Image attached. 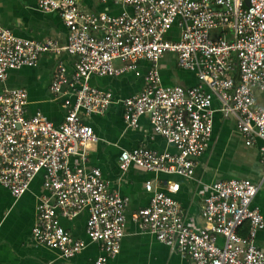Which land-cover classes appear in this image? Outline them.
Here are the masks:
<instances>
[{
  "label": "built area",
  "instance_id": "built-area-1",
  "mask_svg": "<svg viewBox=\"0 0 264 264\" xmlns=\"http://www.w3.org/2000/svg\"><path fill=\"white\" fill-rule=\"evenodd\" d=\"M36 1L40 12L60 16L66 44L18 38L0 25V81L11 70L33 68L43 53L65 52L76 61L73 96L64 99L57 126L39 110L25 116L28 97L23 89L0 91V185L18 199L43 174L44 194L31 230L34 243L57 250L64 259L79 254L85 242L72 238L59 218L73 219L86 210V237L101 251L94 264H105L119 253L129 199L108 190L98 168L86 166L88 147L98 137L83 119L102 115L113 100L110 91L90 85L92 76H139L140 62H147L144 87L122 101V117L127 128L136 129L147 116L152 133L176 150H123L118 156L120 172L136 167L193 179L197 160L209 146L216 111L232 117L246 146L258 148L264 170V105L255 99L257 91L264 95V0H97L132 10L116 16L84 12L79 0ZM174 27L178 38L169 40ZM166 53L176 56L180 69L196 76V86L162 84L158 62ZM66 83V68L59 62L50 89L59 93ZM261 183L229 179L208 185L199 214L204 226L194 230L185 224L175 197L180 183L169 181L158 189L146 181L149 204L131 217L140 231L187 264H264V252L255 245L264 219L253 205ZM245 224L246 234L240 235Z\"/></svg>",
  "mask_w": 264,
  "mask_h": 264
},
{
  "label": "crops",
  "instance_id": "crops-1",
  "mask_svg": "<svg viewBox=\"0 0 264 264\" xmlns=\"http://www.w3.org/2000/svg\"><path fill=\"white\" fill-rule=\"evenodd\" d=\"M80 9L88 13L105 12L119 15L123 9L129 14L131 8H122L112 3L101 4L97 0H79ZM0 25L10 29L22 39L44 41L54 39L59 46L66 44V28L56 12L43 13L37 8L36 0H0ZM218 30L211 32L213 36ZM178 38L176 27L169 33V40ZM75 56L62 52L59 56L43 53L38 57L33 68H21L8 72L7 78L0 81V91L5 88L23 89L27 93L28 104L25 108L27 118L39 110L54 125L62 122L64 99L71 98L74 92L72 75ZM62 62L66 68L67 83L61 86L59 93L50 89V83L56 65ZM115 66H121L115 62ZM149 67L147 62H140L139 76L132 72L120 77L92 76L90 85L103 91H110L113 100L102 115L85 117L83 121L90 125L98 137L96 143L88 147L86 166L98 168L108 190L129 199L125 209L124 236L120 241V250L113 259L105 264H187L176 252L159 243L154 237L138 229L132 220V214L147 207L150 194L144 190V183L152 181L162 189L166 182L180 183V190L175 195L184 222L197 230L204 226L199 214L205 189L213 182L229 179H245L261 186L253 200L264 219V170L260 162L257 147L245 145L243 137L237 132L230 115L215 112L213 115L212 137L208 148L198 158L194 178L185 180L180 177L144 172L136 167L126 172L118 169V156L123 150L145 147L160 152L176 153L174 147L152 133L149 119L142 116L136 129L127 128L123 120L122 101L138 94L144 87L143 77ZM159 73L164 86L193 87L198 84L196 76L177 66L176 56L166 53L158 62ZM258 105H264L263 93L255 92ZM214 110L219 102H212ZM73 163L78 160L73 158ZM43 174L39 173L31 182L27 192L14 199L8 190L0 185V264H94L101 251L96 243L90 242L85 234L88 212L81 211L73 219L59 218L61 226L76 240L85 242L86 247L70 259L61 257L57 250H51L36 244L31 239V230L36 224V205L42 194ZM263 180V181H262ZM247 224L239 231L246 234ZM255 245L264 252V228L255 237Z\"/></svg>",
  "mask_w": 264,
  "mask_h": 264
}]
</instances>
